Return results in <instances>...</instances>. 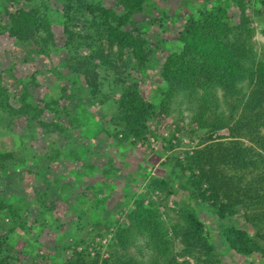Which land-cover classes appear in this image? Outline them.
I'll return each instance as SVG.
<instances>
[{
  "label": "rangeland",
  "instance_id": "rangeland-1",
  "mask_svg": "<svg viewBox=\"0 0 264 264\" xmlns=\"http://www.w3.org/2000/svg\"><path fill=\"white\" fill-rule=\"evenodd\" d=\"M99 1L116 5L115 0ZM4 2L0 0L1 23L7 17ZM242 2L256 58L264 59V1ZM48 3L49 8L42 9L54 43L43 47L41 34L37 49L0 32L1 82L9 90L10 104L17 108L15 113L9 106L0 108V152L7 153V158H0V203L5 204L0 208V240L5 237L0 258L8 256V264H54L74 247L98 252L100 257L120 255L116 233L127 226L126 214L134 198L143 197L155 201L167 223L192 204L206 225L219 264H264V247L240 254L228 247L222 234L227 224L254 233L242 211L219 218L214 207L180 179L187 169H181L178 161L193 151L205 133L193 118L196 100L178 95L170 112L156 108L141 137L122 138L123 132L111 122L124 88L142 103L160 104L167 87L161 66L168 52L183 51L180 31L188 17L221 4L230 23L237 24L242 19L238 0H144L126 25L109 34L115 42L111 50L108 37L100 40L109 64L95 67V94L79 67L82 55L91 54L90 50L66 44L62 3ZM19 4L28 6V1ZM85 16L90 18L89 13ZM117 44L123 46L122 56ZM156 176L167 179L174 192L166 196L151 187L150 180ZM168 233L172 236L171 227ZM179 244L175 239L177 248ZM128 250L135 256L150 252L143 236Z\"/></svg>",
  "mask_w": 264,
  "mask_h": 264
},
{
  "label": "trees",
  "instance_id": "trees-1",
  "mask_svg": "<svg viewBox=\"0 0 264 264\" xmlns=\"http://www.w3.org/2000/svg\"><path fill=\"white\" fill-rule=\"evenodd\" d=\"M19 1L5 0L7 17L5 23L0 22V32L6 31L9 36L27 41L35 48L36 45L41 48L39 40L43 47L54 43L49 19L43 12L49 8L50 0L37 3L25 0L28 6ZM58 1L62 3L65 16L66 44H71L75 50H90L91 54L82 55L81 60L76 61L82 63L79 67L95 94L98 91L95 67L109 64L100 40L108 37L111 50L115 42L109 34L126 25L133 14L142 9L144 0H115V6L99 0ZM238 2L242 19L237 24L230 23L226 7L221 4L201 11L198 17H188L180 31L183 51L168 52L161 66L160 74L167 87L160 104L142 103L131 89L124 88L111 122L123 132L122 138L141 137L156 108L170 112L171 102L178 95L196 100L193 118L205 133L193 151L178 161L181 169H187L180 179L188 189L198 192L202 202L210 203L219 218L242 211L254 233L227 224L223 225L222 234L233 251L250 254L264 247V59L256 58L251 41L253 32L246 25L248 16L242 0ZM7 4L14 5V9L9 10ZM81 25L91 27L92 31L80 32ZM76 26L81 29L74 28ZM117 49L122 56L123 46L117 44ZM95 58L100 62H94ZM9 99V90L0 75V108L9 106L10 112L15 113L17 108ZM0 158H7V153L0 152ZM150 185L166 196L174 192L163 177L151 178ZM1 207L5 204L0 203ZM126 218L127 226L116 233L122 248L120 255L100 257L98 252L91 254L85 248L74 247L70 255L54 264H219L206 225L190 203L180 209L177 218L167 223L155 201L146 202L145 198L137 197ZM169 227L172 236L168 233ZM139 236L149 245L150 252L146 256H135L128 250ZM4 239L0 240V246ZM175 239L180 241V248L175 246ZM7 258L6 255L0 258V264H8Z\"/></svg>",
  "mask_w": 264,
  "mask_h": 264
}]
</instances>
